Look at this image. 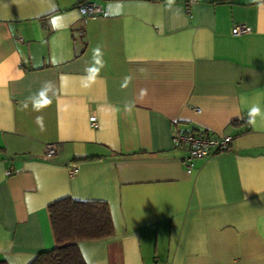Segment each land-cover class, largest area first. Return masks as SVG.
<instances>
[{
  "label": "crops",
  "instance_id": "crops-1",
  "mask_svg": "<svg viewBox=\"0 0 264 264\" xmlns=\"http://www.w3.org/2000/svg\"><path fill=\"white\" fill-rule=\"evenodd\" d=\"M174 128L232 139L187 161ZM64 197L109 209L85 264H264V0H0V260Z\"/></svg>",
  "mask_w": 264,
  "mask_h": 264
},
{
  "label": "trees",
  "instance_id": "trees-1",
  "mask_svg": "<svg viewBox=\"0 0 264 264\" xmlns=\"http://www.w3.org/2000/svg\"><path fill=\"white\" fill-rule=\"evenodd\" d=\"M48 211L55 245L38 253L29 264H85L77 242L112 236V221L104 202L64 197L52 202ZM0 264L7 263L0 260Z\"/></svg>",
  "mask_w": 264,
  "mask_h": 264
},
{
  "label": "built area",
  "instance_id": "built-area-1",
  "mask_svg": "<svg viewBox=\"0 0 264 264\" xmlns=\"http://www.w3.org/2000/svg\"><path fill=\"white\" fill-rule=\"evenodd\" d=\"M201 0H187V2H198ZM82 8L88 17H92L98 11V8L90 1H85ZM248 32V27L245 24H239L231 29V34L234 36L242 35ZM196 113L199 112L198 108H194ZM249 115L245 116L244 121L249 120ZM90 124L96 127L95 117L90 118ZM231 137L228 135L215 136L207 133H197L190 130H183L174 128L171 133V141L173 147H185L187 152V161L192 159L206 158L215 155L219 152L227 151L231 142ZM56 151V145L49 143L46 145L43 158L49 159ZM190 168V164L188 163ZM71 176L78 172V167L72 165L68 168Z\"/></svg>",
  "mask_w": 264,
  "mask_h": 264
},
{
  "label": "clouds",
  "instance_id": "clouds-1",
  "mask_svg": "<svg viewBox=\"0 0 264 264\" xmlns=\"http://www.w3.org/2000/svg\"><path fill=\"white\" fill-rule=\"evenodd\" d=\"M260 112V109L258 106H254L250 109V115L258 114Z\"/></svg>",
  "mask_w": 264,
  "mask_h": 264
}]
</instances>
